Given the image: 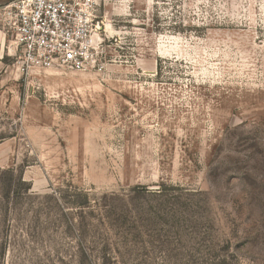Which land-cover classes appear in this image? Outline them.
Segmentation results:
<instances>
[{
  "label": "rangeland",
  "instance_id": "obj_1",
  "mask_svg": "<svg viewBox=\"0 0 264 264\" xmlns=\"http://www.w3.org/2000/svg\"><path fill=\"white\" fill-rule=\"evenodd\" d=\"M89 1L85 72L0 19V264H264V0Z\"/></svg>",
  "mask_w": 264,
  "mask_h": 264
},
{
  "label": "built area",
  "instance_id": "obj_2",
  "mask_svg": "<svg viewBox=\"0 0 264 264\" xmlns=\"http://www.w3.org/2000/svg\"><path fill=\"white\" fill-rule=\"evenodd\" d=\"M0 19L16 38L24 70L98 66L102 41L89 0H13L0 6Z\"/></svg>",
  "mask_w": 264,
  "mask_h": 264
},
{
  "label": "bare ground",
  "instance_id": "obj_3",
  "mask_svg": "<svg viewBox=\"0 0 264 264\" xmlns=\"http://www.w3.org/2000/svg\"><path fill=\"white\" fill-rule=\"evenodd\" d=\"M99 36V34H95V37H98Z\"/></svg>",
  "mask_w": 264,
  "mask_h": 264
}]
</instances>
